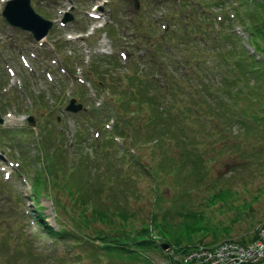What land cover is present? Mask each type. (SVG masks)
<instances>
[{
	"label": "rangeland",
	"instance_id": "rangeland-1",
	"mask_svg": "<svg viewBox=\"0 0 264 264\" xmlns=\"http://www.w3.org/2000/svg\"><path fill=\"white\" fill-rule=\"evenodd\" d=\"M71 1L74 19L62 25L58 19L69 6V0H31L37 12L56 21L48 35L36 42L29 32L8 25L1 15L5 0H0V111L6 116L1 126L5 130L0 131V264H172L169 260L174 259L168 258L166 250L153 241L145 249L139 248L142 255L124 258L107 255L100 249L105 253L102 256L95 244L87 241V236L76 234L74 240L68 235L55 239L39 231L33 220L37 208L43 220L57 228L52 200L44 193L33 195L36 171L44 170L45 159L40 156L38 145L45 128L53 133V141L48 143L46 135L43 144L57 145L59 140L64 157L73 147L77 153H86L80 159L94 156L88 159L93 160L90 176L83 177L85 184H81L87 201L102 208L125 206L143 219L154 210L157 222L175 229L166 232V236L186 239L184 225L193 224L188 225L191 229L199 223L212 230L193 232L194 238L202 236L204 241L211 242L213 235L220 240L241 239L246 235L249 240L264 221V132L252 134L245 127L243 135L240 125L231 121L225 129L226 138L216 139L212 135L205 138L217 150L207 143L200 146L206 152L201 162H207L212 169L198 179L171 177L164 167L157 166L169 162L168 157L180 153L181 148L166 154L168 147L163 144L159 146L160 155L156 148L152 154L145 150L156 169L151 170L156 176H151L157 185L155 191L150 188L151 177L130 157L129 153L136 154V148L130 149L128 140L114 139L119 151L110 156V150L96 146L97 141L106 137L102 123L107 117L96 107L101 99L94 98L92 88L85 83L89 89H82L81 71L93 53L124 56L126 51L143 55L144 50L138 48L143 37L138 28L139 16L142 20L146 18L149 25H158L159 17L167 18V10L178 0H149V4L147 0H138V7L135 0ZM109 25L113 38L103 32ZM233 25L246 43L244 29ZM54 45L66 47L60 51ZM67 56L72 67L64 62ZM73 59L75 62L83 59L84 65L71 71ZM125 61L120 59L121 65ZM80 90L85 91V96L77 101L84 109L77 113L64 110L71 94ZM28 115L34 116V126L27 124ZM76 135L78 147L71 142ZM64 198L72 206L71 200ZM196 217L200 218L195 220ZM67 221L66 226L74 231L77 223L70 218ZM155 230L158 234V229Z\"/></svg>",
	"mask_w": 264,
	"mask_h": 264
},
{
	"label": "trees",
	"instance_id": "trees-1",
	"mask_svg": "<svg viewBox=\"0 0 264 264\" xmlns=\"http://www.w3.org/2000/svg\"><path fill=\"white\" fill-rule=\"evenodd\" d=\"M146 2L149 4V0ZM174 5L167 10V18L159 17L158 25H149L146 18L142 20L139 16L138 28L143 37L138 48L144 50V56L129 52L123 66L117 55L95 54L83 75L96 95L102 97L100 112L114 118L113 133L121 137L129 135L131 145L136 148V154H129L140 168L156 178L152 172L156 170L154 162L148 161L145 150L152 154L156 148L160 155L159 146L167 144L166 154L179 148L181 152H174L173 157H168L169 162L157 166L164 167L171 177L198 179L212 169L207 162H201L206 152L200 146L207 143L214 149L205 138L211 135L226 138L225 129L231 121L240 125L243 135L245 127L252 134L264 132V0H178ZM233 24L244 29L246 43L233 30ZM104 31L115 37L110 25ZM55 48L60 50L63 46ZM71 61L69 57L64 60L70 66ZM79 61L82 64V60L76 63ZM73 95L83 98L85 92L76 91ZM41 131L43 138L48 135L52 140L49 129ZM75 139L78 140L77 135ZM42 148L47 170L54 175L53 181H47L52 189L47 195L52 197L58 219L62 220L57 221L58 229H54L38 213L36 223L41 233L54 238L68 234L74 238L64 219L76 215V228L92 232L87 236L93 239L96 250L124 258H136L142 255L148 242L157 243L154 233L179 255L197 242L213 244L220 240L217 235H213L211 242L204 241L202 236L192 237L193 232L212 230L199 223L191 229L188 225L193 224L184 225L186 239L166 236L172 227L157 222L153 211L143 219L125 206L102 208L87 201L81 184H85L83 177L90 176L89 165L93 160L79 156L77 162L72 158L59 159L61 153L56 145ZM110 150L116 152L114 147ZM179 159L183 160L180 164ZM83 168L86 170L82 171ZM154 187L157 185L152 182L151 190L155 191ZM42 189L43 185L37 193ZM57 192L68 195L73 205L68 206ZM253 238L254 235L249 240ZM241 241L248 240L243 237ZM182 256L172 264H182Z\"/></svg>",
	"mask_w": 264,
	"mask_h": 264
},
{
	"label": "built area",
	"instance_id": "built-area-1",
	"mask_svg": "<svg viewBox=\"0 0 264 264\" xmlns=\"http://www.w3.org/2000/svg\"><path fill=\"white\" fill-rule=\"evenodd\" d=\"M190 264H264V225L256 241L242 245L224 241L215 247H197L188 255Z\"/></svg>",
	"mask_w": 264,
	"mask_h": 264
},
{
	"label": "water",
	"instance_id": "water-1",
	"mask_svg": "<svg viewBox=\"0 0 264 264\" xmlns=\"http://www.w3.org/2000/svg\"><path fill=\"white\" fill-rule=\"evenodd\" d=\"M6 20L13 26L20 27L21 29L30 31L36 40L44 37L53 25V21L43 18L31 6L30 0H7L4 10L2 11ZM73 19L70 11L64 12L62 22L66 23ZM80 103H75L72 98L66 106L67 110L76 112L81 109ZM28 121L33 123V116L28 117ZM4 122V118L0 113V124ZM162 247L167 248V243H161Z\"/></svg>",
	"mask_w": 264,
	"mask_h": 264
}]
</instances>
